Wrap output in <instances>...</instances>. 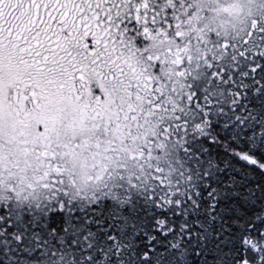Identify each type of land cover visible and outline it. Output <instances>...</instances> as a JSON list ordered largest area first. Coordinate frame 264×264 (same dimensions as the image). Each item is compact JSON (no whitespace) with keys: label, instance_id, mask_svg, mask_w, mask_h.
<instances>
[{"label":"snow or ice","instance_id":"1","mask_svg":"<svg viewBox=\"0 0 264 264\" xmlns=\"http://www.w3.org/2000/svg\"><path fill=\"white\" fill-rule=\"evenodd\" d=\"M0 264H264V0H0Z\"/></svg>","mask_w":264,"mask_h":264}]
</instances>
